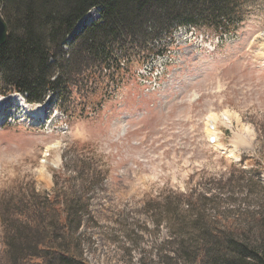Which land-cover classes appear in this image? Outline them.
Here are the masks:
<instances>
[{
    "label": "rangeland",
    "instance_id": "rangeland-1",
    "mask_svg": "<svg viewBox=\"0 0 264 264\" xmlns=\"http://www.w3.org/2000/svg\"><path fill=\"white\" fill-rule=\"evenodd\" d=\"M225 11L218 30L177 27L152 48L114 54L124 59L117 73L76 80L62 108L48 97L45 121L0 86V256L3 221L18 226L15 212L69 186L85 197L78 235L88 264L159 263L179 240L193 243L189 204L213 218L264 201L247 187L264 182V0ZM209 118L224 150L208 142Z\"/></svg>",
    "mask_w": 264,
    "mask_h": 264
},
{
    "label": "trees",
    "instance_id": "trees-1",
    "mask_svg": "<svg viewBox=\"0 0 264 264\" xmlns=\"http://www.w3.org/2000/svg\"><path fill=\"white\" fill-rule=\"evenodd\" d=\"M236 1L0 0L9 31L0 46V86L3 93L26 95L29 103H42L48 95L65 103L76 92V80L87 81L106 69L117 73L123 58L114 54H138L177 27L218 30L230 17L225 10ZM97 8L99 19L64 49L77 22ZM257 184L258 189L247 187L264 196V182L258 178ZM84 201L83 192L79 197L69 186L67 193L42 196L15 212L18 226L3 221L0 264H88L79 253ZM218 211L212 218L198 204H189L185 213L193 217V243L179 240L174 256H161L156 264H264V201L254 210ZM45 214H51L49 226Z\"/></svg>",
    "mask_w": 264,
    "mask_h": 264
},
{
    "label": "bare ground",
    "instance_id": "bare-ground-1",
    "mask_svg": "<svg viewBox=\"0 0 264 264\" xmlns=\"http://www.w3.org/2000/svg\"><path fill=\"white\" fill-rule=\"evenodd\" d=\"M79 27H80V23H78V27H76L74 30L79 29ZM41 112H42V109L39 106H36L32 110L29 109L28 112H27V115L31 116V117H40L41 116ZM209 120L213 121L212 118L207 119V121H209ZM206 131H207L208 137H214V138L217 139L214 130L213 131L206 130ZM216 146L220 147L219 143H216ZM222 150H224V149H222Z\"/></svg>",
    "mask_w": 264,
    "mask_h": 264
},
{
    "label": "water",
    "instance_id": "water-1",
    "mask_svg": "<svg viewBox=\"0 0 264 264\" xmlns=\"http://www.w3.org/2000/svg\"><path fill=\"white\" fill-rule=\"evenodd\" d=\"M8 25L0 13V46L6 43L8 38Z\"/></svg>",
    "mask_w": 264,
    "mask_h": 264
}]
</instances>
